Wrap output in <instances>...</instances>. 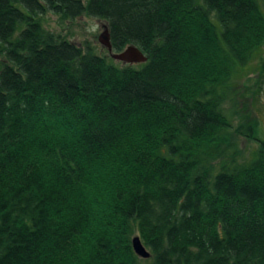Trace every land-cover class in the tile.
Listing matches in <instances>:
<instances>
[{
    "label": "trees",
    "instance_id": "obj_1",
    "mask_svg": "<svg viewBox=\"0 0 264 264\" xmlns=\"http://www.w3.org/2000/svg\"><path fill=\"white\" fill-rule=\"evenodd\" d=\"M263 50L264 0H0V264H264V140L223 107ZM233 135L258 141L249 161Z\"/></svg>",
    "mask_w": 264,
    "mask_h": 264
},
{
    "label": "rangeland",
    "instance_id": "obj_2",
    "mask_svg": "<svg viewBox=\"0 0 264 264\" xmlns=\"http://www.w3.org/2000/svg\"><path fill=\"white\" fill-rule=\"evenodd\" d=\"M44 25L51 32L60 34L78 45L87 43L94 52L107 54L97 40L105 25L100 19L82 15L64 21L56 15L47 14L44 16ZM114 63L121 64L117 61ZM223 107L232 134H235L237 128L244 131L246 126L251 125L255 138L264 140V70L260 69L259 57L254 58L232 77ZM232 138L236 144L235 154L231 159L235 163L249 161L258 147V141L243 135H233Z\"/></svg>",
    "mask_w": 264,
    "mask_h": 264
},
{
    "label": "water",
    "instance_id": "obj_3",
    "mask_svg": "<svg viewBox=\"0 0 264 264\" xmlns=\"http://www.w3.org/2000/svg\"><path fill=\"white\" fill-rule=\"evenodd\" d=\"M97 40L99 44L105 48L110 57L123 64H139L147 60L146 56L141 52V50L135 45H128L123 50L119 52H112L109 31L106 25L103 27V31L98 35ZM133 251L135 254L143 259L150 257V253L142 244L138 236H134L131 240Z\"/></svg>",
    "mask_w": 264,
    "mask_h": 264
}]
</instances>
